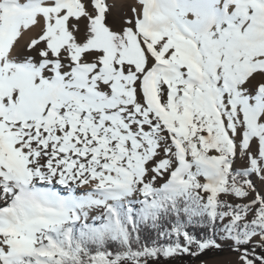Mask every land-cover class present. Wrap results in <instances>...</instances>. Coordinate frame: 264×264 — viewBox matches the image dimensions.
Wrapping results in <instances>:
<instances>
[{"label":"snow or ice","instance_id":"6c2138e0","mask_svg":"<svg viewBox=\"0 0 264 264\" xmlns=\"http://www.w3.org/2000/svg\"><path fill=\"white\" fill-rule=\"evenodd\" d=\"M0 264H264V0H0Z\"/></svg>","mask_w":264,"mask_h":264}]
</instances>
